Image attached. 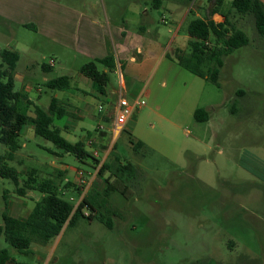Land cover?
<instances>
[{"label": "rangeland", "instance_id": "1", "mask_svg": "<svg viewBox=\"0 0 264 264\" xmlns=\"http://www.w3.org/2000/svg\"><path fill=\"white\" fill-rule=\"evenodd\" d=\"M162 1L163 6L156 0H0V62L3 50L19 55L14 78L19 73L22 79H15V89L32 101L21 102L23 112L34 116L36 105L46 106L56 95L65 97L67 103L86 109L88 118L81 128H76V118L69 120L70 114L55 119L61 129L67 123L64 136L68 133L79 140L92 132L87 145L101 163L105 153L107 158L108 151H118L143 174L129 189L130 196L117 190L106 199L100 214L112 228L99 216L92 220L81 217L46 244V264H264V37L253 16L234 19L246 32L249 44L225 57L220 85L190 73L168 57L146 68L153 70L147 76L128 81V101H145L134 111L132 131L122 129L115 136L111 106L99 97L88 94L85 105L67 95L72 91L52 90L46 85L51 78L78 77L82 66L94 60L71 45L76 36V8L88 7L99 15L101 42L115 60L106 86L109 92L120 90L119 70H131L130 58L118 54L125 39L117 37L115 26L124 28L123 36L128 31L145 38L143 46L149 41L157 49L187 50L188 21L197 14L206 16L209 0H204L203 8L198 0ZM232 1L224 0L223 12L232 10ZM37 2L46 5V12L51 9L45 27L37 26L33 15L27 13ZM169 2L178 5L177 14L187 12L177 38L169 32L176 25L165 18L174 17L165 8H171ZM59 19L63 20L60 24ZM141 25H148L151 33H143ZM157 29L159 35L154 34ZM97 65L109 70L102 63ZM109 97L115 102L118 95ZM198 108L207 110V121L196 120ZM104 115L109 119H103ZM139 139L146 145L134 150L132 142ZM19 141L23 146L16 151V158L4 163L19 171L21 183L34 170L39 181L50 179L58 185L70 181L81 186L78 171L83 170V178L91 181L89 189H104L107 174H98L100 164L96 167L91 158L81 162L64 153L36 135L31 124L26 125ZM7 149L1 145L2 153ZM60 190L63 198L77 204L78 192ZM28 192L20 196L14 182L0 176V224L6 208L16 217L28 216L42 197L39 191ZM0 248H7L15 261L32 264L37 263L35 254L42 249L33 243L32 253H21L3 234Z\"/></svg>", "mask_w": 264, "mask_h": 264}, {"label": "trees", "instance_id": "2", "mask_svg": "<svg viewBox=\"0 0 264 264\" xmlns=\"http://www.w3.org/2000/svg\"><path fill=\"white\" fill-rule=\"evenodd\" d=\"M157 2L160 0H156ZM208 13L204 17L194 16L188 23L187 32L190 36L188 49L173 48L166 53V57L175 61L178 65L190 73L206 78L217 85L220 71L224 65V59L234 49L249 44L246 32L236 23L238 16H253L258 33L264 37V3L262 0H233L232 10L223 12L224 0H209ZM192 10L190 9V12ZM214 13L224 16L223 22H215ZM19 55L10 50H3L0 62V176L10 179L16 186V192L25 196L29 190L39 191L42 197L24 219L11 215L6 208L2 214L3 224H0V234L6 241L21 253H32V244H47L58 236L65 227L75 224L81 217L92 220L94 217L104 221L110 228L113 227L106 220L101 209L106 207V199L115 191H120L127 197L129 189L139 177V171L129 160L123 158L115 151L109 152V156L101 163L87 148L85 139L80 138L71 142L62 134V129L54 124L55 119H61L69 114L58 98L53 96L46 106H35V115L30 116L23 112L20 104L28 97L25 93L15 89L14 69ZM97 63L104 64L109 70H100ZM115 68V60L112 55H107L97 60L85 63L81 72L97 83L98 91L105 92V87L110 81V72ZM48 88L62 90L71 85V76L63 75L46 81ZM240 92V91H239ZM242 92V91H241ZM195 118L198 121H207V110L198 108L195 110ZM33 124L36 135L51 141L64 153L74 155L79 161L86 162L91 158L94 166H99L98 174L105 177L106 185L102 191L90 189L79 204L74 205L62 197L61 184H55L50 179L39 181L35 171L29 172V176L23 180L19 171L4 162L14 160L16 151L22 147L19 141L22 130L27 124ZM134 146L141 147L142 141L133 142ZM8 149L1 152V145ZM3 162V163H1ZM63 187H75V184L67 181ZM76 189H79L78 187ZM7 190L4 197H7ZM105 198V199H103ZM87 210L89 213L86 214ZM0 264H32L18 262L12 258L7 248H0Z\"/></svg>", "mask_w": 264, "mask_h": 264}, {"label": "crops", "instance_id": "3", "mask_svg": "<svg viewBox=\"0 0 264 264\" xmlns=\"http://www.w3.org/2000/svg\"><path fill=\"white\" fill-rule=\"evenodd\" d=\"M161 1L162 0L157 2L158 6L164 5V2L163 1L161 2ZM169 3L170 4H168V5H170L171 8H168V7H165V8L168 9L171 12V16L172 17L174 16V17H173V19H171V17H169V16L165 17L163 15L162 18L163 17H165L166 19L168 18L167 22L169 20V21H171L172 24L176 25V29L175 30L169 29V32L173 33L172 37L177 38L179 36L180 29L184 23V19L186 17L185 15L187 14V12L184 15H182L181 13L177 14L176 11L178 9V5L175 7V5H174L175 3H172V2H169ZM197 3L199 5V7H201V8H203L205 5L204 0H198ZM37 5L38 6H36V7L31 5L28 8L27 13L29 15H33V18L35 19V21L38 22L37 26L45 27L46 17L49 20V17L51 15V9L48 7V11L46 12V5L43 2H37ZM74 11L75 12L73 13V16H74V20L76 21V28H75L76 36L74 38V43H72V40L70 39V43H72L71 45L74 44L76 49L80 50L79 51L80 54L90 56V58H92L94 60H97L98 58H103V57L107 56V54H108L107 49L105 48L104 44H102V42H101V35H102L103 31L101 29V26L99 25V15L95 11H93L91 8H88V7L76 8V9H74ZM189 12H190V9H189ZM207 13H208V9H207ZM67 14H68V12L66 13V15ZM198 16L204 17L201 15H198ZM212 18L215 20V22H223L224 21V16L221 13H214ZM162 21L164 24H166L165 20H162ZM189 21H188V23H189ZM62 22H63V20L59 19V24ZM115 28L117 31V37H122L125 39V42L119 44L120 47H119V53L118 54L125 56L126 59L130 58V59H128V62H129L128 67H130L131 70H125L124 72H121V70H119L120 88L123 90V94L125 96V93L129 91L128 81L131 83L132 81L137 80L140 77L147 76L153 70H145V69L148 68L149 66H151L152 64L161 63L163 61V59L166 58V52H168V51L166 49H164L162 46H161V48L157 49L156 44H154V45L149 44L150 43L149 41H144V42H146L144 44V46H145L144 47L142 42H143V39H145V38L139 39V37L132 35V33L131 32L129 33L128 31H125V36H123L122 34L124 31V28L122 29L121 27H118V26L117 27L115 26ZM140 29L143 33H151L150 27L148 25H141ZM108 31L110 32V25H108ZM154 34L159 35L160 34L159 29L154 31ZM140 36H142V35H140ZM189 38H190V36H189ZM131 50L134 51V54H132L130 56L129 52ZM135 54H137V56ZM138 59H140V60L138 61ZM152 60L154 61V63L151 62ZM104 70L107 71V69H104ZM18 77H21V79H22L21 74L15 73V79ZM73 81H75L76 86L73 85L74 84ZM88 89H89V91H88ZM62 90L72 91L70 94H67V95L68 96L73 95V96L77 97L78 100H80V102L84 101L85 105L88 103V101H87L88 94L99 97L100 100H103V102H105V103L107 102V104L110 105L111 109H112L111 114L113 115V122H114L112 129H114V126H115V108H116V105L118 102V98L116 99L115 102H111L109 95L110 94L114 95L115 93L118 92V90L116 91V90L112 89V91L109 92V90H107V87H105V92L101 93L100 91H98L97 83L94 82L91 78L85 76L81 71L79 72L78 77H76V78L71 77L70 87L66 88V89H62ZM117 95H118V93H117ZM55 97L58 98L60 104L69 111V114H70L69 120H71L73 117L76 118L73 120L75 125L77 126L76 128H81L83 125H80V124H82V122H84L88 118V114L85 111L86 109H84L80 106L71 105L70 103H67V101H65L66 99H64L65 97L60 98L57 95ZM26 100L30 103L32 102L29 97ZM67 100H70V99H67ZM101 106L102 105L99 106V110H103V108L100 109ZM138 109H140V108H138ZM133 116H134V112L129 117V119L127 120V123L125 124V126L123 128L124 130H126V129L129 131L133 130V127L136 124L135 120H133L134 119ZM103 119L108 120L109 116L104 115ZM69 120H68V123H69ZM66 124H64L63 126H66ZM31 125H32L33 131H34V126H33V124H31ZM63 126H61V127L64 129ZM25 127H24V129H25ZM63 129H62V133H63ZM72 129H74V128H72ZM100 129H102V128H100ZM23 130H22V132H23ZM100 132H103V134L107 133L104 131H100ZM87 135L92 136V132L88 131ZM64 137L67 138L68 140H70L71 142L77 141L74 137H71L68 133ZM85 137H86V134H83V136L81 138L85 139ZM104 138H105V136H103V139ZM138 141H142V140L139 139ZM135 142H137V141H135ZM142 143L143 144L141 147L136 148L134 146V143L132 142L133 149L134 150H140V149L144 148V146L146 145L145 141H142ZM24 145H26V144L24 143ZM86 145H87V142H86ZM90 145H93V142H90ZM109 145H111L110 142H109ZM114 146H115V149L117 151V146L115 144H114ZM87 148H88V145H87ZM88 150H89V148H88ZM117 153H118V151H117ZM106 155L107 154L105 153V155L103 156L104 160L106 159L105 158ZM108 155H109V153H108ZM136 168L139 171V177L138 178L143 177V174L140 171V169L137 166H136ZM138 178L134 182V184H136L139 181ZM66 180H68L67 177H66ZM72 183H74V182H72ZM74 184H75V188L78 187L79 189L75 190L73 187H71V188H65L64 187V188L66 190H71V191L75 190L74 192L75 193L78 192L77 193L78 196H79V194L81 196V193H80L81 187L79 186L78 183H74ZM63 185L64 184H61L60 186L63 187ZM26 194L29 195L30 192H27ZM18 218L24 219L21 217H18ZM36 244H38V243H36ZM38 245H40L42 249H40V251H38L35 254V256H37V263L36 264H46V257L43 256V254L46 252V244H38Z\"/></svg>", "mask_w": 264, "mask_h": 264}, {"label": "built area", "instance_id": "4", "mask_svg": "<svg viewBox=\"0 0 264 264\" xmlns=\"http://www.w3.org/2000/svg\"><path fill=\"white\" fill-rule=\"evenodd\" d=\"M50 65H54V61L51 60ZM118 93V102L115 108V126H114V134L117 136L119 132L124 128L125 124L127 123V120L129 117L133 114L134 110L136 108H140L145 101L136 99L133 103H130L128 99L124 96L123 90L120 88ZM102 109V107H100ZM109 153V151L107 152ZM85 176V173L83 170L78 171V177L81 187V196L77 204L83 199V197L87 194L89 187L91 185V181H86L83 177ZM73 200V198H71ZM76 204V205H77ZM89 212H86L88 214Z\"/></svg>", "mask_w": 264, "mask_h": 264}]
</instances>
